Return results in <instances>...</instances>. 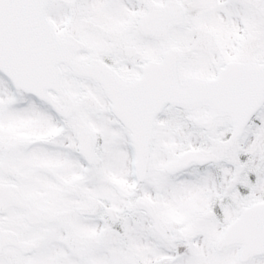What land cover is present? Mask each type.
Listing matches in <instances>:
<instances>
[{"label":"snow or ice","instance_id":"1","mask_svg":"<svg viewBox=\"0 0 264 264\" xmlns=\"http://www.w3.org/2000/svg\"><path fill=\"white\" fill-rule=\"evenodd\" d=\"M0 264H264V0H0Z\"/></svg>","mask_w":264,"mask_h":264}]
</instances>
